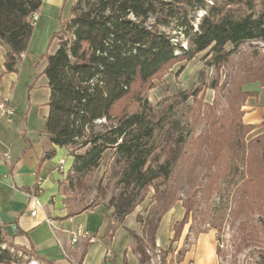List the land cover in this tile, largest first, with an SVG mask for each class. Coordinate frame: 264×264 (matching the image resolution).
I'll return each instance as SVG.
<instances>
[{
    "label": "trees",
    "instance_id": "1",
    "mask_svg": "<svg viewBox=\"0 0 264 264\" xmlns=\"http://www.w3.org/2000/svg\"><path fill=\"white\" fill-rule=\"evenodd\" d=\"M259 1L226 0L212 5L205 0L75 1L71 17L61 19V28L52 37V41L57 40V50L39 58L45 57L48 62L44 74L51 90L46 122L49 143L67 149L73 157L62 183L67 218L102 205L113 209V234L153 189L147 216H137L142 236L131 232L140 264H150L160 224L181 201L184 215L174 224L168 248L160 251L166 263L189 218L193 222L188 236L198 220L194 215L198 192L181 199L175 182L180 162L187 155L185 146L207 149L209 169L219 166V173L229 170L226 189L234 190L235 221L254 208L264 216V134L246 139L255 126L241 121L239 109L248 95L242 91L245 84L258 82L264 86V52L253 45H264V10H257ZM42 5L43 0H0L5 73L17 72L22 55L29 51L35 29L32 19ZM166 29L176 30L179 34L175 37L183 36L188 46ZM200 54L216 71L229 68L224 84L219 86L218 80H213L210 86L218 93L226 92L221 98L227 97L230 102L225 108L219 95L212 104L199 103V114L202 109L207 124L199 136H194L189 123H183L177 114L180 102L157 110L140 97L139 111L114 116L118 104L137 84L146 85L172 65L189 62ZM197 94L198 90L194 96ZM178 99L186 101L189 94L183 92ZM230 112L235 114L231 121ZM111 151V185L103 188L100 184L97 196L87 201L94 176ZM55 153L54 149L47 150L44 159L53 158ZM209 181L211 193L218 179L214 176ZM108 190L109 200L99 202L101 194L104 200L108 197ZM224 217L221 214L213 220L212 228L221 231ZM258 225L240 223L242 242L259 238V228L264 232V219ZM250 227L253 229L248 231ZM196 233L206 231L197 228ZM187 251L183 248L178 252V264ZM221 253L219 246L218 256ZM35 255L31 250L7 245L0 229V264H31ZM256 264H264V258Z\"/></svg>",
    "mask_w": 264,
    "mask_h": 264
},
{
    "label": "crops",
    "instance_id": "2",
    "mask_svg": "<svg viewBox=\"0 0 264 264\" xmlns=\"http://www.w3.org/2000/svg\"><path fill=\"white\" fill-rule=\"evenodd\" d=\"M75 1L43 0L37 13L38 20L34 23L29 51L22 55L17 72L5 73L6 47L0 45V102L8 99L16 109L13 116L0 118V151L11 156L0 163V229L7 245L33 251L36 264H138L137 255L130 246L131 232L128 229L131 227L124 224L111 234L114 223L108 208L100 205L75 217H66L69 210L64 204L62 183L73 164V157L69 156L67 149L52 147L49 143L46 122L50 115L51 90L49 79L44 74L48 62L45 57L39 58L57 50L58 45L52 37L60 30L61 19L71 17ZM23 85L24 93L19 97L17 91ZM255 91L260 95L254 99L255 102L264 100L261 97L264 87L260 86ZM246 107L250 109L244 117L246 123L264 127V107L260 104ZM50 149L56 151L55 156L44 159ZM62 160L64 172L60 171ZM45 195L49 199L43 198ZM35 197L41 204L39 208ZM35 209L37 215L32 216ZM173 209L163 218L157 239L168 219L174 225L183 217L182 207L178 214H174ZM128 219L129 216L126 222ZM79 228L86 232V236H79L77 242H73ZM122 231L128 236V241L118 257L116 253L114 256L112 248ZM105 239L108 243L101 244ZM201 244V251L205 249L210 256L214 255L213 248ZM132 257L136 260H131ZM187 258L180 264H188ZM212 263V259L209 263L201 262Z\"/></svg>",
    "mask_w": 264,
    "mask_h": 264
},
{
    "label": "rangeland",
    "instance_id": "3",
    "mask_svg": "<svg viewBox=\"0 0 264 264\" xmlns=\"http://www.w3.org/2000/svg\"><path fill=\"white\" fill-rule=\"evenodd\" d=\"M205 1L207 2V4L212 5L216 2L221 3L226 0ZM256 8L258 11L264 10V0H260ZM200 15H202V13H200ZM166 31H168L171 36L174 37L176 36L175 34H179L178 32H176V30L166 29ZM177 36L178 37H175V40L181 41L183 46L187 47L188 44L183 39V36ZM55 41L57 43V40ZM253 45L259 46L264 52L263 44L255 43ZM180 70L183 71L180 72ZM228 70L229 68H223L220 71H216L215 69L211 68L203 59V54H200L195 59L189 62L183 61L176 63L169 67L167 71L164 72L161 76L153 79L148 84H137L130 96H128L118 104L114 116L118 118L125 113L132 114L139 111L141 104L138 98L140 97L144 101L149 102L157 110L169 106L170 104H174L175 102H180L177 105V114L179 116H182V118L184 119H182L183 123H189L190 130H192L194 136H199L200 133H203L207 128V124L202 118L204 116L202 114V109L199 114V103L212 104L219 95L220 96L218 99H222L221 97L224 96L223 94H225L226 92L220 91L218 93V91L211 88L210 85L213 80H218L219 86L224 84L227 75L226 72ZM24 79H26V76H24ZM22 83H24V81ZM260 86L261 84L258 82L245 84L242 90L248 95L244 98V101L241 100V102H244L243 105L239 108L240 112L242 113L241 121L246 125L255 126V129L246 137V139L248 140L264 134V127H260L261 124H248L244 120L246 113L250 111V109H248L246 106H249L250 104H260V106L264 107V100H262L261 102H255L254 100L260 96L259 93L255 91V89L259 88ZM196 90H198V94L197 96H194ZM183 92L189 94V99H187L186 101H179L178 98ZM22 93H24V85L18 89L17 96L20 97ZM261 97L262 99H264V94H262ZM222 102L225 104L224 107L227 108L228 105L226 104V102L230 101L227 97H224L222 99ZM234 115H232V112L229 113V121L234 118ZM183 123H181V125ZM191 148L192 146L184 147V151L187 155L180 162L181 164L178 167L175 182L178 185V196L181 199H186L191 194L198 192L197 198L199 200V203L194 211V215L197 216L198 220L196 223L194 222L196 224L194 232L188 236L190 225L193 222L192 217H190L189 223L184 227L179 239L173 245V253L168 256L166 263H164L161 260L160 251L166 250L168 248V244L170 242L169 239L174 236V225H172L171 219H168L159 232V239H157V248L151 251L152 257L150 264H178L177 261L180 258L178 252L183 248H186L188 250L183 259L184 261L188 256V264H201L202 261L209 263L211 262V259L213 261L212 264H256L258 260L264 258V232L261 230L262 227L259 228V238H256L255 240H252L250 242H242V235L240 233L242 232V228L239 227V225L242 221H248L252 224V226L256 224L260 225V223L264 219V216H262L263 214L260 213L261 211L258 208L249 209L246 212H243L241 214V218L235 221L234 214L236 206L235 201L232 198L234 190H229L230 188L226 189L230 180L228 176L229 170L224 171L223 173H219V166L213 167L212 170L209 169L207 160L209 151L205 148L194 150H192ZM192 151L194 153L193 155H191ZM225 153L226 155H228V150H226ZM113 162V152L111 151L106 154L100 169L94 176V179L91 183V188L85 197L87 201H91V199L97 196V189L100 184H102L103 188L111 185L110 175L113 167ZM225 164L226 163L224 162L222 165L224 166ZM214 171L217 172L216 174H214V176L218 179V182L215 189L211 193H209V179L214 177L212 175ZM47 184L48 186L50 185L49 182ZM153 193V189H150L146 194V198L135 209V211L131 215H129L128 221H125L124 223L125 225L130 226L131 229L128 230L130 232H133L137 236H142V226L137 221V216H147V210L152 203ZM110 195L111 191L108 190V197L104 200V198L102 197L103 195L101 194V196L98 197L99 202H107L110 198ZM47 197L48 195H45L43 198ZM43 198L42 200H44ZM57 200H61V197L58 194ZM69 203L71 204L72 201H69ZM175 206L173 207L175 209L172 208V212L174 214H178L180 212L179 208L182 207L181 201L177 202ZM108 211L113 213V209H109ZM182 212H184V209H182ZM112 213L110 218L113 220ZM221 214H225L224 220L222 222V230L217 231L216 229L212 228L211 223ZM203 218H205V222L201 221ZM233 222L235 224H233ZM197 228H201V230L206 231V233L197 235ZM252 229L253 228L250 227L248 231ZM170 234L171 236L169 238ZM204 237L206 239H203L202 241V238ZM127 241L128 236H126L124 234V231H122L121 234L117 236V239H115V243L112 248L114 256L116 253L119 257V251L123 249ZM135 241L136 240L134 236L131 234L130 246L132 251L133 243ZM107 243L108 242L106 239L101 242V244L103 245H106ZM201 243H203V246L206 244L207 246H209V248H213L215 252L214 255L210 256V254H208L205 249H202L201 251ZM219 246L222 250L220 256H218L217 254V249ZM136 257L138 260V264H140V256L137 255ZM136 257H132L131 260H136Z\"/></svg>",
    "mask_w": 264,
    "mask_h": 264
},
{
    "label": "built area",
    "instance_id": "4",
    "mask_svg": "<svg viewBox=\"0 0 264 264\" xmlns=\"http://www.w3.org/2000/svg\"><path fill=\"white\" fill-rule=\"evenodd\" d=\"M36 20H38L37 14L33 16V21L36 23ZM16 112V109L13 104L10 103L8 99H5L3 102H0V118L3 116H13ZM11 158L10 154L0 151V163L5 162ZM60 171L64 172V161L62 160L60 163ZM36 207H41V204L37 197L34 198ZM37 209L32 211V216L37 215ZM79 236H86V232H84L82 229H78L76 232V236L73 238V242H77Z\"/></svg>",
    "mask_w": 264,
    "mask_h": 264
},
{
    "label": "bare ground",
    "instance_id": "5",
    "mask_svg": "<svg viewBox=\"0 0 264 264\" xmlns=\"http://www.w3.org/2000/svg\"><path fill=\"white\" fill-rule=\"evenodd\" d=\"M196 27H197V26H196ZM185 47H186V46H185ZM31 264H36V262H33V261H32Z\"/></svg>",
    "mask_w": 264,
    "mask_h": 264
}]
</instances>
